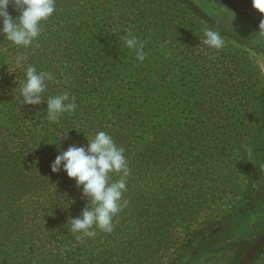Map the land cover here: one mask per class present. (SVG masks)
<instances>
[{"label":"rangeland","instance_id":"rangeland-1","mask_svg":"<svg viewBox=\"0 0 264 264\" xmlns=\"http://www.w3.org/2000/svg\"><path fill=\"white\" fill-rule=\"evenodd\" d=\"M56 6L48 20L61 41L54 39L51 51L59 52L57 44L71 48L57 54L74 84L83 73L96 112L77 142L87 147V138L106 132L125 150L131 174L113 231L97 228L83 241L67 225L89 206L75 181L34 190L25 180L20 202L27 212L66 215L64 227L40 231L37 264H230L233 242L255 244L264 235V13L252 0H56ZM9 12L20 14L11 5ZM205 27L220 32L222 49L203 44ZM129 31L144 42L142 62L123 43ZM18 54L0 35V61ZM119 178L110 173L109 183ZM66 196L75 203L57 207ZM61 231L63 242L45 237ZM15 233L2 238L0 264H27L8 252L20 240ZM252 264H264V250Z\"/></svg>","mask_w":264,"mask_h":264},{"label":"trees","instance_id":"trees-1","mask_svg":"<svg viewBox=\"0 0 264 264\" xmlns=\"http://www.w3.org/2000/svg\"><path fill=\"white\" fill-rule=\"evenodd\" d=\"M55 24V21H44L43 31H53ZM56 32L53 31L47 37L40 36L32 48H18V55L27 56L25 66L36 64L38 70L52 72L55 80L67 77L63 85L49 82L45 94L46 98L49 95L55 96L68 92L70 96L76 98V110L63 114L57 122L49 123L47 120L46 102L40 105L21 103L19 89L15 95L14 89L18 87L15 78L17 76L22 79V71L10 73L14 69L10 57L0 61V247L4 244L2 238L15 237L17 230V233H20V240L16 242L15 248L8 252L27 264H37L38 254L34 246L42 239L40 231L44 228L49 229L51 224L59 225V228L64 227L66 215L50 218L46 214L41 219L38 214L32 216L30 212H27V207L24 208V204L20 202L25 194L23 192L25 180L29 182V186L33 185L34 190L49 189V185L54 184L53 181H63L64 184H68L66 173L63 171L53 173L51 163L60 149L67 150L70 146L81 145L77 139L83 138L84 129L88 126L92 115L96 114L92 109L94 103L88 101L89 86L88 82L82 81L83 73L76 76L77 84H74V74L67 71L69 65L57 54L63 51L68 54L71 48L57 44L59 52L56 53V49L51 51L53 40L55 39L57 43L61 41V37H58ZM58 65H62L66 71L58 74L61 71L56 68ZM67 135L68 137L64 139ZM28 185L26 183V186ZM46 203L50 204V202ZM25 220L32 224L24 225L27 224ZM65 235L64 231H61L58 235L48 233L45 237L54 239L58 236L55 240L63 242ZM253 244L245 239L233 242L231 246L234 248V257L230 264H238ZM263 250L264 246L248 264H252Z\"/></svg>","mask_w":264,"mask_h":264},{"label":"clouds","instance_id":"clouds-1","mask_svg":"<svg viewBox=\"0 0 264 264\" xmlns=\"http://www.w3.org/2000/svg\"><path fill=\"white\" fill-rule=\"evenodd\" d=\"M10 5L20 13L16 18L9 12ZM252 5L264 13V0H252ZM56 11V0H0V35L17 48H32L42 34L43 22ZM259 28V34L264 35V20L260 21ZM203 33L202 42L209 48L220 50L225 46L220 32L205 27ZM123 43L135 51L138 61L145 60L144 42L138 36L129 31L123 37ZM27 59L26 55H15L12 57L14 69L11 72L8 70L10 73L22 71V79L17 76L15 78L18 87L14 89V95L19 89L21 103L40 105L46 102V118L49 123L57 122L65 113L74 112L77 108L76 98L68 92L45 98L48 83L55 82V75L50 71L38 70L35 65L25 66ZM87 140V147L73 145L67 150L60 149L51 163V171L65 172L69 179L75 181L81 196L89 202L80 216L68 219L69 231L76 235L77 241L94 238L97 228L105 233L113 231L114 217L127 205L123 194L131 174L125 150L117 147L109 134L99 131L94 138ZM110 173H118L120 178L109 183ZM74 203V199L67 197L66 202L58 200L57 207L69 209Z\"/></svg>","mask_w":264,"mask_h":264},{"label":"water","instance_id":"water-1","mask_svg":"<svg viewBox=\"0 0 264 264\" xmlns=\"http://www.w3.org/2000/svg\"><path fill=\"white\" fill-rule=\"evenodd\" d=\"M263 246L264 235L246 252L238 264H248Z\"/></svg>","mask_w":264,"mask_h":264}]
</instances>
